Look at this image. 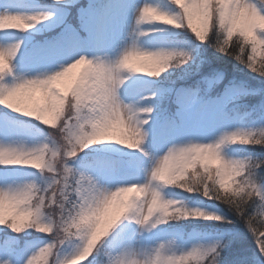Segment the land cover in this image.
<instances>
[{
    "label": "snow or ice",
    "instance_id": "snow-or-ice-1",
    "mask_svg": "<svg viewBox=\"0 0 264 264\" xmlns=\"http://www.w3.org/2000/svg\"><path fill=\"white\" fill-rule=\"evenodd\" d=\"M168 4L173 10L139 0H88L86 5L81 0H53L52 11L29 14L36 0H5L0 9L2 38L31 35L24 50L23 40L0 47V106L8 110L0 112V168L33 169L42 186L9 183L8 172L0 174V183L7 185L0 187V264H19L13 259L19 248L16 236L29 230L51 237V242L23 264H219L227 243L193 247L180 255L171 250L172 242L137 250L143 242L128 234L124 221L147 231L190 218L232 223L222 215L188 210L179 201L164 199L162 187L225 205L264 256V156L237 160L224 155L235 145L264 149V128L221 131L209 138L230 103L260 90L235 79L226 81L227 70L213 67L195 50L149 52L133 42L115 60L97 54L115 51L126 27L130 36H147L137 30L162 24L189 35L194 49L214 43L218 56L232 58L264 79V23L256 19L264 18V0ZM130 14L133 26L126 23ZM73 18L76 24L70 22ZM37 25L43 27L33 32ZM17 58L33 78L13 75ZM170 69H182L179 79L191 83L146 95L140 94L138 84L128 83L124 95L131 102L121 99L125 74H143L155 82ZM169 102L176 106L171 114ZM18 117L37 124L23 125ZM192 125L198 126L201 138L185 141ZM20 126L44 135V141L18 143ZM145 141L158 148L170 146L146 169L144 182L125 183L135 152L99 146L120 145L148 157ZM58 232L69 238L57 239ZM72 232L80 246L73 256L59 260L58 250L73 239ZM108 247L123 251L105 262L100 251Z\"/></svg>",
    "mask_w": 264,
    "mask_h": 264
},
{
    "label": "rangeland",
    "instance_id": "rangeland-1",
    "mask_svg": "<svg viewBox=\"0 0 264 264\" xmlns=\"http://www.w3.org/2000/svg\"><path fill=\"white\" fill-rule=\"evenodd\" d=\"M53 1V0H52ZM83 4H87L88 0H81ZM141 4L148 2L154 5H159L163 10L169 11L173 10L171 6L166 7L163 5L165 0H139ZM5 7V0H0V9ZM54 6L48 5L45 6L44 4L36 5L32 12L29 14H36L40 12H50L52 11ZM55 18V16H54ZM47 23V22H46ZM128 26L134 25V15L130 14L127 20ZM42 25H37L32 31L41 28ZM130 31V27H126L125 30L119 34L117 39V48L115 51L112 49H105L103 51L98 52L97 54L110 60H115L118 58L119 54L122 51L130 47L133 42L137 44L144 51L154 52V51H185V52H192L196 50L194 49L191 42L188 43H179L173 39L172 32L175 31L167 25L162 24H152V25H143L137 31H145L148 33L147 36H130L128 32ZM30 33H16L18 39H10L5 41L2 37L3 34L0 33V47H8L12 44L18 43L19 41H25V44H21L22 50L25 49L27 38L30 36ZM91 58V57H90ZM259 60V56L257 57ZM13 68L14 76L18 77H25V78H33L32 75L26 74L24 65L22 61L17 58L13 61ZM79 71V70H77ZM126 77V85L122 86L120 89L121 99L124 100L125 103L131 102L130 98L124 95V88L127 86L128 83H136L139 86L140 94H149L150 92L160 90L161 88H154L153 86V79L152 77H147L143 74H134L128 75L125 74ZM11 79V77H9ZM261 96L258 94H250V95H242L238 99L234 100L240 106L246 104L245 100L247 99H259ZM259 106L260 110L264 107V98H261L258 102L252 104V106L248 107V110L245 111L244 114H240L238 111L233 114L228 112V114L223 113L221 115V126L218 127L213 134V136L209 137L214 138L215 135H219L221 131H236V130H244V131H255L261 128H264V109L260 112L259 109H255V107ZM175 104L174 102H169L166 108L169 110L170 114L175 111ZM2 109L1 112H7L8 110L0 106ZM233 114V115H231ZM12 116H16L15 113H10ZM23 117H18L19 120L23 122V125H29L32 123H28L22 119ZM247 120H250L247 122ZM45 133L43 130H41ZM190 135L184 136L183 139L187 141L188 139L198 140L200 139V129L196 125H192L189 128ZM45 139L44 135H37L32 130L24 126L19 127V135L17 137V142L22 143L26 146H32L35 142H43ZM105 148H112L118 149L120 152H135V163L129 171L127 182H144L146 179V169L150 168L152 163L155 159H158L163 154L166 153L167 147L170 145H165L164 147H156L150 141H145L144 145L142 146L145 151L149 153L148 157H144L139 151L136 150H129L123 148L120 145H103ZM224 155L228 159H237V160H244L249 159L248 156L246 158L242 154V149L238 146H230L227 147L224 151ZM8 172L9 174V183L15 181L17 183L23 182H34L38 186H42L41 179L39 177V173H36L35 170L29 168H16V169H4L0 168V174ZM7 186L3 183H0V187ZM161 195L166 200L172 201H179L185 207L193 205L194 201L191 200L190 197L186 195H179L170 187H162L160 189ZM185 197L189 200V202H185ZM202 210L209 214H216L222 215L225 217L224 212L213 204H205V203H198L194 204L192 210ZM211 223H218L217 221H209ZM124 225L127 226L128 234L135 233L134 239L142 241V244L136 245L137 250L143 248H154L158 246L160 243H169L172 242L171 250L175 252L177 255L190 251L193 247H203L209 248L217 243H221L224 239L225 231L215 230H194L193 227H189L187 231L184 228L182 230H174L171 231L167 230V227H164V224L158 225L163 228V232H158L157 227L152 229L151 231H147L145 229L140 228V226L136 225L134 222L124 221ZM167 230V231H165ZM19 242V247H21L17 254L13 257L14 261H18L19 264H23V260H26L29 256L37 252L40 248L44 247L48 243L51 242L46 236H43L41 239H23ZM80 246V241L73 238L65 243V245L58 250V259L64 260L68 259L73 256ZM122 248H102L100 251V258L103 259L105 262L112 256H115L122 252ZM256 251L254 254V258L249 264H264V256L260 255L259 249L256 245ZM81 264H87L86 260L82 261Z\"/></svg>",
    "mask_w": 264,
    "mask_h": 264
},
{
    "label": "trees",
    "instance_id": "trees-1",
    "mask_svg": "<svg viewBox=\"0 0 264 264\" xmlns=\"http://www.w3.org/2000/svg\"><path fill=\"white\" fill-rule=\"evenodd\" d=\"M44 4L45 6L53 5L52 0H36V5ZM165 7L170 6L168 4V0H165V3L163 4ZM71 23L76 24L77 21L73 18L70 20ZM46 23V22H45ZM43 27V25H42ZM171 28V26H169ZM173 29V28H172ZM172 32L173 39L176 42L179 43H188L191 42V39L189 35H186L183 33L182 30H176ZM34 30L33 32H35ZM31 34V33H30ZM51 35V34H49ZM196 52H199L200 56L203 57L206 61H211L213 67H220L225 68L227 71L225 73L226 75V81L235 79L237 82H243L248 87L252 89H259L260 91L257 93L259 96H261L259 99H247L245 100L244 105L240 106V103L238 104L236 102H232L228 105L227 109L225 110L226 113H228L230 110V113L233 112L235 114L237 111L240 114H244L245 111L248 110V107L252 106L253 103L258 102L261 98H264V79H261L259 77H254L252 73H250L249 70L244 68L242 65H239L234 59L227 58V57H220L217 53H215V50L207 45H200L195 50ZM182 69H170L169 72H166L162 74V76L159 78V81H153L154 88H167V87H180L186 83H191V81H184L179 79V77L182 75ZM153 79V77H152ZM255 109H259V106L255 107ZM264 109L261 108L260 112ZM2 109L0 108V112ZM167 113L170 114L169 110L167 109ZM231 114V115H233ZM23 120L27 121L28 123L37 124L36 121H29L25 118H22ZM250 120H247L249 122ZM40 129L44 130L47 133V129L44 128L43 125H38ZM242 149V154L246 158L248 156L249 158H260L264 156V149H261L259 146H240ZM102 148H105L103 145L99 146ZM254 147V148H253ZM172 190H174L176 193H179V195H186L191 198L192 201H194V204L198 203H205V204H215L219 208L222 209V211L225 213L226 220L232 221V223H211L209 221H205L202 219H187V220H169L168 223L164 224V227H167L169 231L171 229L174 230H182V228L187 231L189 227H193L194 230H219V231H225L224 239L221 243H227V246L221 251L220 257H219V264H249L252 259L254 258V254L256 251V243L254 239L252 238L251 233L248 232L246 226L242 223L237 221L235 215L228 210V208L225 205L219 204L216 201L213 200H207L202 195L198 193H187L182 191L179 188L170 187ZM185 202H189V200L185 197ZM193 205L185 207L188 210H192ZM164 227H157L159 229H162ZM171 228V229H170ZM165 230V231H167ZM4 229H0V238L3 237ZM9 235L16 236L14 233H9ZM44 235L43 233L35 232L33 230H29L28 232L22 233L19 236H16L17 241H22L23 239H41ZM48 239L51 240V237L46 236ZM19 247L17 251L20 249Z\"/></svg>",
    "mask_w": 264,
    "mask_h": 264
},
{
    "label": "clouds",
    "instance_id": "clouds-1",
    "mask_svg": "<svg viewBox=\"0 0 264 264\" xmlns=\"http://www.w3.org/2000/svg\"><path fill=\"white\" fill-rule=\"evenodd\" d=\"M256 19L259 21V22H262L264 23V18H260V17H256ZM209 47L213 48L215 50V44L214 43H211L209 44ZM71 237L72 238H75L77 236V233L76 232H72L71 234ZM69 238V234L68 233H65V232H58L57 233V239H67Z\"/></svg>",
    "mask_w": 264,
    "mask_h": 264
}]
</instances>
